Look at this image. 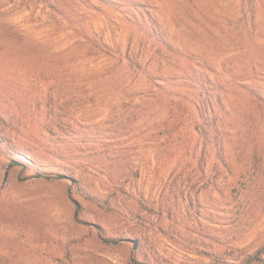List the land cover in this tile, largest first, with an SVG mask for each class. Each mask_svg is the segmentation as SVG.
<instances>
[{
	"label": "rangeland",
	"instance_id": "1",
	"mask_svg": "<svg viewBox=\"0 0 264 264\" xmlns=\"http://www.w3.org/2000/svg\"><path fill=\"white\" fill-rule=\"evenodd\" d=\"M0 136V264H264V0H0Z\"/></svg>",
	"mask_w": 264,
	"mask_h": 264
},
{
	"label": "trees",
	"instance_id": "2",
	"mask_svg": "<svg viewBox=\"0 0 264 264\" xmlns=\"http://www.w3.org/2000/svg\"><path fill=\"white\" fill-rule=\"evenodd\" d=\"M152 34H154L153 36L157 38L158 35H155V34H156V31H152ZM5 144H6V143H5V139H4V137H1V136H0V147L4 146ZM25 160H26L27 162H29V163H30V161H32L30 157L27 158V159L25 158ZM13 162H14V161H13Z\"/></svg>",
	"mask_w": 264,
	"mask_h": 264
}]
</instances>
